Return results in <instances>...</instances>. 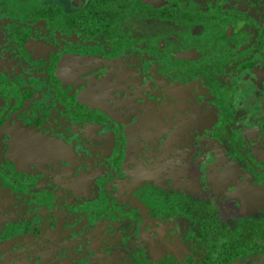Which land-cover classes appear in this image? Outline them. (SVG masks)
Returning a JSON list of instances; mask_svg holds the SVG:
<instances>
[{
  "label": "flooded vegetation",
  "instance_id": "1",
  "mask_svg": "<svg viewBox=\"0 0 264 264\" xmlns=\"http://www.w3.org/2000/svg\"><path fill=\"white\" fill-rule=\"evenodd\" d=\"M208 219H264V0H0V264L202 257Z\"/></svg>",
  "mask_w": 264,
  "mask_h": 264
},
{
  "label": "trees",
  "instance_id": "2",
  "mask_svg": "<svg viewBox=\"0 0 264 264\" xmlns=\"http://www.w3.org/2000/svg\"><path fill=\"white\" fill-rule=\"evenodd\" d=\"M199 238L206 244L202 257L195 250L181 259L163 257L135 264H231L249 254H264V219L245 220L233 229L220 228L216 220L208 219Z\"/></svg>",
  "mask_w": 264,
  "mask_h": 264
},
{
  "label": "rangeland",
  "instance_id": "3",
  "mask_svg": "<svg viewBox=\"0 0 264 264\" xmlns=\"http://www.w3.org/2000/svg\"><path fill=\"white\" fill-rule=\"evenodd\" d=\"M180 242H182V240H179ZM188 249V248H187ZM187 249H185V250H187ZM183 250H182V248L181 247H179V250L176 252V254L174 255V256H177V257H179V255H180V253H183L182 252ZM163 252V254L162 255H164V254H168V253H166V252H164V251H162ZM160 254H161V252H159V251H155V253H154V257L155 258H157L158 256L160 257ZM179 254V255H178ZM261 258L260 257H258V256H252L249 260H245L244 262H242L241 264H260L261 263Z\"/></svg>",
  "mask_w": 264,
  "mask_h": 264
}]
</instances>
